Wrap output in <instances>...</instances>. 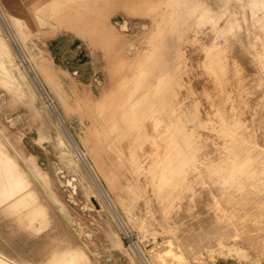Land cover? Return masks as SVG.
<instances>
[{
	"label": "rangeland",
	"instance_id": "rangeland-1",
	"mask_svg": "<svg viewBox=\"0 0 264 264\" xmlns=\"http://www.w3.org/2000/svg\"><path fill=\"white\" fill-rule=\"evenodd\" d=\"M5 1L12 14H24V24L33 32L55 28L56 34L44 35L37 44L45 50L48 48L47 51L53 55L55 68H65L73 74L84 96L81 84L86 82L88 73L92 72L93 79L97 78L90 85L92 94L99 97L98 82H105L109 70L116 69L122 75L130 68L128 62L120 60L117 52L110 60L111 68H105L107 60L103 56L107 50L104 46H97L104 36L100 24L96 23L90 28V41L86 36L88 33L62 26L48 9L34 15L31 3L36 0ZM76 1H72L73 7H76ZM93 1L77 2L89 6ZM183 1V12L190 10L194 12L193 16L184 14L186 18L179 20L171 18V15L169 21L173 23V31L163 35H170V49L164 51L168 53L165 60L168 61L173 80L161 83L151 80L149 84L165 86L156 91V118L163 111L162 115L166 117L164 125H171L175 129L179 125L184 127L182 131H176L180 135L179 140L188 143L185 149L194 161L187 169L185 184L168 201L155 200L150 188L139 189L122 176L125 182L122 199L127 207H123L121 198L111 186L109 167L112 164L108 156L99 153L106 168V173H103L95 154L85 144L86 128L90 122L86 114L87 105L83 102L89 103V98H77L72 81L61 74L66 100L73 106L72 110H66L40 74L35 60L30 56L31 49L15 26L0 13L1 34L16 52L13 56L15 66L11 68L13 81L8 82V75L0 71V141L8 144V148H0L25 172L32 194L27 198L28 204L20 203L17 197L0 205V243H3L0 244V252L19 264H54L66 255L72 256L74 264H159L160 261L166 264L167 260V264H186L185 260L187 264L190 260L191 264H264V8H254L248 0H234L230 13L223 14L217 22V26L228 27L214 31L209 23H200L197 14L202 9L195 12L191 7L201 1L220 11L224 7L223 0ZM40 2L49 5L52 0ZM176 4L177 1L170 2L171 6L178 8ZM122 7L115 9L116 12L112 10L109 17L113 21L118 17L126 21V32L136 31L142 24L150 23L142 13L131 17L129 11ZM99 14H95L98 19L101 18ZM166 21L168 19L160 22ZM178 21L179 27L176 26ZM109 40L111 42L112 39ZM113 40L112 45L116 42ZM92 42L94 47L89 45ZM63 43H70L76 51L71 65L63 58L66 51ZM163 43L159 42L156 50H161ZM203 43L206 45L203 46ZM148 44V41L138 43L139 47L135 44L131 51H127V44L121 51L130 56L136 52L135 49H144ZM152 51L155 53V50ZM143 52L141 50L140 55ZM155 58L151 57V61ZM141 62L143 60L138 64L141 65ZM138 64L136 67L140 66ZM150 67L149 77H152L154 63ZM251 67L255 72L249 69ZM201 68L206 69L204 73L200 71ZM17 72L20 73L18 76ZM198 85L200 89H197ZM17 86L22 88V95L16 91ZM76 101L81 102L80 108L75 106ZM227 125L232 129H224ZM160 132L163 130H156V133ZM60 135L76 149L77 157L68 155L67 159L61 158L64 154L58 145L57 137ZM30 160L42 170L47 186L36 177ZM84 182L88 184L87 191ZM210 236L215 239L218 236V239H211ZM122 248L124 250H120ZM148 250L150 253L157 250L159 254L151 253L152 258L161 257L152 260ZM162 250H166L165 255Z\"/></svg>",
	"mask_w": 264,
	"mask_h": 264
},
{
	"label": "bare ground",
	"instance_id": "bare-ground-1",
	"mask_svg": "<svg viewBox=\"0 0 264 264\" xmlns=\"http://www.w3.org/2000/svg\"><path fill=\"white\" fill-rule=\"evenodd\" d=\"M69 1H71V2L68 3ZM72 1L73 0H52V2H50L51 4L43 5L40 2V0H38V1L36 0V1H33L31 3V9H32V12H34V15H36L38 12H42L43 9L44 10L48 9L53 14V16L56 18V20L62 24V26L67 27V28H71V29H76L77 31H79L80 33H83V34L88 33V35H86V36L89 39L91 37V35H89L90 28H92L93 25H95L96 23H98L102 26L103 31H104V36L102 37V39H100V42H99V44H97V46H104V48H106V50H107L106 52L104 51L105 55L103 56L105 58V60H107L105 68L106 67L111 68V61L110 60H111L112 56H114L115 52H117V54L119 55L120 60L124 59L126 62L129 63L130 68L127 69L126 71H124V74L121 73L122 75H120L118 72H116L115 68H114L115 70H112V69L109 70V74H108L105 82H102L100 80L98 82L99 83V87H98L99 97H96L94 94H92V88H91L92 86L90 85V82H93L97 79V78L93 79L92 72L88 73V75L86 77L87 83L82 82V84H81V85H83V88L85 91V96H84V94H82L81 90L77 87V80L73 76V74L65 68H55L53 55H51L50 52L47 51L48 48H47V50H45L43 46H41L40 44L39 45L37 44L38 40L41 41L42 38L44 37V35L56 34L55 28H52L49 31L48 30L47 31L39 30V33L33 32L24 24V20H25L24 14L22 16L12 14L10 12L11 8L9 7L8 3L5 0H0V13L6 21H8L9 23H12L15 26L20 37L23 38L25 44L31 49V55L30 56L35 60V65L38 68V70L40 71V74L45 78V80L50 85L52 90L55 92L56 96L59 98V101L64 105L66 110H68V111L72 110L73 106L71 105V103L68 100H66V92L64 91V88H63V85H62V82L60 79L61 74L65 75L66 77H68L70 79V81H72V86L75 89V93H76L77 98H80V100L81 99L83 100L84 98H89V100H90L89 103L83 102L85 105H87L86 114L89 116V122H90L86 128L87 133H86V137H85V144L88 147V149H90V151H92L95 154V160H96L99 168L102 170L103 173H106V170H105L106 168H105V165L102 162V160H100V158H99V153H104L108 156V158L112 164L111 167H109L110 183H111L113 190H115L117 192V195L121 198V203H122L123 207H127V205L125 204V202L122 199V195L125 192V189L123 187V184H125V182L122 181V176L128 178L129 182L136 185L139 189L150 188L153 192L155 200L157 199V201H168L185 184L186 179H187V169H189V167L191 165L190 162H193L194 159H192V157L189 155V153L185 149L186 145H188V143L180 141L179 140L180 135L176 131V129L182 131L184 129V127L182 125H179L175 129L171 125H164L163 123H164V121H166V117H163V115H162L163 111L161 112V116L156 118V91L165 88V86L160 85V84L151 85V84H149V82L151 80H155V81L161 83V82H165V81L168 82L170 80H173L172 75L170 74L171 71H169L168 61L165 60V58L168 57V53L166 54V51H164L166 49H170V44H169L170 35L166 36V37H163V35L166 33L169 34L173 31V25H172L173 23H171L169 21L171 15H173L171 18L174 17V19L178 18L179 20H183L184 18H186L184 16V14L186 16L187 15L193 16L192 14L194 12L192 13V11H190V10H188V12H186V13L183 12L182 6H184V4L182 3V0H173V1H177L176 5L178 6V8H176V6L174 7V6L170 5V2L172 0H125L126 1L125 3L122 0H94L93 3L89 6L82 5L83 3L77 2L78 1L77 0L76 3H74V5H76V7L72 6L73 5ZM84 1H86V0H84ZM233 1L234 0H223L224 7L222 10H220L221 12L210 8L207 4H205L204 2H201V1L196 2V4H194L191 8L193 9V11L195 10V12L199 9H202L201 12L199 14H197V17H199V19H200V23L201 24L209 23L211 25V28L214 31H217V30H223L224 28L228 27V25L217 26V22L223 14L230 13L229 12L230 6H231ZM236 1H244V0H236ZM122 2H123V4H122ZM248 2H249V5L253 6L254 8H256V7L260 8V9L264 8V0H248ZM86 3H88V2H86ZM69 4L71 6H69ZM101 4H104V6L102 7ZM121 5L126 10L129 11V15H131V17L132 16H134V17L138 16L139 14L142 13L143 16L149 18L150 23L147 22V23L142 24L140 29H138L136 31L126 32V28L128 27V23L126 21H124L121 17H118L113 21V20H110V17H109V14L112 13L111 11L112 10L115 11V9H119V7ZM242 5H245V4H242ZM83 8H84V10H83ZM96 13L97 14L100 13L99 15L101 16V18L98 19L97 15H95ZM125 14H127V13H125ZM95 16L97 18H95ZM133 19H131V21ZM166 19H168V21H166L164 23L160 22V21H165ZM136 20H138V19H136ZM174 22H175V20H174ZM179 25L180 24L178 21L176 26L179 27ZM174 27H175V25H174ZM1 32L2 31H1V27H0V71L7 74L9 77L8 82H11V81H13V78H14V75L12 73L11 68L15 66V60H14L13 56L16 54V52L14 50V47L10 46L9 42L1 34ZM70 34H72V32ZM96 34H97V32H96ZM45 37H47V36H45ZM48 37H50V36H48ZM113 38L116 41L114 43V45H112V43H111ZM109 39H112L111 42H109L110 41ZM205 39H206V37H205ZM90 41H92V38L90 39ZM143 41H148L149 44L144 49H142L141 47L139 49L138 48L135 49L136 52H134L130 56H127L126 52L121 51L122 48L127 44H128V47H126L127 51H131L135 44L136 45L138 43L140 44ZM162 41L164 43L162 45H160L161 50H159V51L156 50V45ZM207 41H208V38H207ZM55 44H56V42H54V45ZM204 44L205 43H203V46H204ZM36 45H38V47ZM89 45L94 47L93 42H92V44L89 43ZM63 46H64V49L66 50L64 52L65 54L63 55V58L66 59V62L68 65H71V63L74 62V59L76 56V51L70 45V43H63ZM60 49H62V48H60ZM152 49L155 50V53L152 51ZM141 50L142 51L144 50V52H143L144 55L143 54L140 55ZM239 50L240 49H238V52H237L238 54H239ZM88 51H89V49H88ZM90 52H92V51H90ZM88 54H90V53H88ZM188 54H187V56H189ZM234 54H236V52H234ZM242 55H243V53H242ZM153 56H156V58L154 59V61H151L152 60L151 57H153ZM127 57H128V59H127ZM140 60H143V62H141L142 63L141 65L138 64ZM250 60H247V61H250ZM92 61L94 63V60H92ZM152 63H154L155 68L153 69L154 71L151 70L153 76L149 77V71H150V69H152V67H150V66L152 65ZM137 64L140 66L136 67ZM243 64H245V63H243ZM9 67H10V69H9ZM100 67H102V65H100ZM201 69H200V71H202L203 73H204V70H206L205 68L202 70ZM249 69H251V71H254L253 67H251ZM103 72H104V70H103ZM19 74L20 73L17 72V76ZM78 74L79 73L76 72L77 76H78ZM203 75H205V74H203ZM238 75H235V76H237V78H238ZM235 76H233V78ZM206 77H209V76H206ZM105 78H106V76H105ZM196 78H195V81L197 83ZM211 78H212V76H211ZM231 79H232V77H231ZM234 79H236V77ZM40 81L42 82L41 79H40ZM4 82H5V80H4ZM30 84H31V82H30ZM234 84H236V83H234ZM192 85H193V83H192ZM200 85H202V83H200ZM197 89H200L199 85H198ZM201 89H202V87H201ZM16 91H20L21 95L23 94V90L20 86L16 87ZM236 91L237 90H235V92ZM251 98H253V97H251ZM254 99H256V98H254ZM251 100H253V99H251ZM251 102H249V103H251ZM251 104H253V102ZM42 105H44V104H42ZM80 105H81V102L76 101L75 106H77V108H80ZM254 105H255V103H254ZM243 108H244V106H243ZM258 115H259V113H258ZM62 117H63V115H62ZM248 118H250V117H248ZM261 119L262 118H260V120ZM156 121L158 122L157 124H156ZM51 122H53V121L51 120ZM251 123H253V122H251ZM228 128L232 129V127H230L228 125L226 127H224V129H228ZM43 129H45V128H43ZM156 130H163V132L156 133ZM57 138H59L58 139V145L61 147V150H63V154H64V156L62 155L61 158L65 157L67 159L68 155L69 156L76 155V157H77V151H75L76 149L72 148L70 146V144L67 143V141L64 139V137L62 135H60ZM260 139H262V138H260ZM0 146L2 148H8V144L3 140L0 141ZM32 154H34V153H32ZM45 159H46V157H45ZM69 160H72V159L69 158ZM78 160H79V157H78ZM29 162H30V164H32V167H33V170L35 171L36 177H38V179H40L41 182L45 186H47V180H46V177L44 176L42 170H40L34 164L33 160H30ZM84 176H85V173H84ZM26 177L27 176H25V172L19 167V165L15 162V160H13V158L10 155L5 154L3 149L0 148V205L4 204L6 202H11L12 199L15 200L17 197H19L18 200L20 203H22V204H28L29 203L28 199L32 194L29 191ZM54 178H56V177H54ZM52 182H55V181H52ZM88 182H90V181H88ZM34 184H35V182H34ZM87 185L88 184L86 182H84V187H85L86 191L88 190ZM56 186H58V185H56ZM51 195L55 198V194L53 192H51ZM48 196H49V194H48ZM62 196H63V194H62ZM51 200H52V198H51ZM86 202H87V200H86ZM63 203L65 204V202H63ZM93 207L95 208V206H93ZM61 209H62V207H61ZM232 211H234V210L232 209ZM99 216H101V215H99ZM85 217H83V218H85ZM110 226H112V225L110 224ZM130 227H132V226H130ZM2 232L3 231H1V233ZM205 232H207V231H205ZM112 234L114 235V233H112ZM200 235H201V233H200ZM158 236H160V235H158ZM163 236H165V235H163ZM195 236H197V235H195ZM139 238H141V237H139ZM166 238H168V237H166ZM212 238L213 237H211V239ZM205 239L206 238H204V240ZM213 239L214 240L218 239V236L216 239L215 238H213ZM196 240H195V242H196ZM207 240L209 241V239H207ZM79 242L81 243V241H79ZM148 242H147V244H148ZM226 242H228V241L226 240ZM90 243H91V241H90ZM143 243H145V242H143ZM0 244H3V243H0ZM14 244H16V242ZM166 244H167L166 246L169 245L168 242H166ZM196 244H199V243H196ZM208 244H209V246L211 245V243H208ZM9 245H7V247ZM164 245H165V243H164ZM206 245H207V243H206ZM91 246H93V245H91ZM11 247H12V245H11ZM0 248H2V247H0ZM124 248H125V246H124ZM3 249H5V247ZM120 250H124V249L122 248ZM128 250H129V247H128ZM168 250H171V249L169 248ZM148 251L150 253V250H148ZM164 251L166 252V250H162V252L165 255ZM153 252L155 253V252H157V250L153 251ZM153 252L151 251V253H153ZM151 253H150V257L152 256ZM163 253H161V254H163ZM156 255L159 256L158 252ZM166 256H168V255H166ZM163 257L166 260V257L165 256H163ZM170 257L172 259V256H170ZM180 257H182V256H180ZM153 258L151 257L152 260H153ZM157 258L155 257L156 260L159 259V258L158 259ZM177 259L179 260L180 258L178 257ZM159 261H157V262L159 263ZM179 261L177 263H179ZM167 262H168V260H167ZM167 262L165 261L166 264H167ZM190 262H192V261L190 260ZM190 262H189V264H191ZM160 263L162 264L161 261H160ZM185 263L187 264L186 260H185ZM0 264H19V263H17L11 257H8L4 253L0 252ZM54 264H74V261H73L72 256L66 255V256H63L60 259L56 260V262Z\"/></svg>",
	"mask_w": 264,
	"mask_h": 264
}]
</instances>
